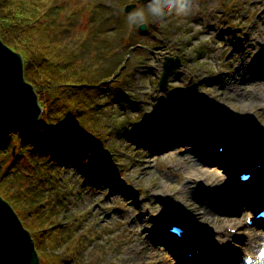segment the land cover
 I'll return each instance as SVG.
<instances>
[{"label":"rangeland","instance_id":"374dc122","mask_svg":"<svg viewBox=\"0 0 264 264\" xmlns=\"http://www.w3.org/2000/svg\"><path fill=\"white\" fill-rule=\"evenodd\" d=\"M48 1L59 6L58 29L77 49L91 77L118 71L101 101L122 100L108 108L125 133L119 138L116 129L111 130L120 141L109 160L84 145H77L67 159L65 226L76 244L75 250L71 246L77 254L73 263L178 264L179 244L166 241L160 227L173 219L195 230L205 253L202 263L219 264L211 237L223 215L219 219L205 202L217 204L220 193L211 194L213 187L201 180L214 181L208 169L215 167L226 183V171L248 168V159H259L264 152L262 141L255 138L264 137V0H149L127 14L124 5L133 0ZM141 21L147 23L145 32L136 29ZM165 55H178L181 66L161 88ZM169 108H175L176 115L189 111L186 121L175 123V117L159 128L157 121L165 119ZM253 140L257 145L241 146ZM10 150L6 165L15 159ZM190 162L200 169L193 180ZM14 164L21 172L32 171L23 158ZM258 176L264 188V170ZM65 249L56 252L65 255ZM230 257L226 264L234 261ZM61 260L66 263V256Z\"/></svg>","mask_w":264,"mask_h":264},{"label":"trees","instance_id":"16d2710c","mask_svg":"<svg viewBox=\"0 0 264 264\" xmlns=\"http://www.w3.org/2000/svg\"><path fill=\"white\" fill-rule=\"evenodd\" d=\"M59 21V6L48 0H0V39L22 56L24 78L42 108L35 124L0 138V195L18 214L44 264H74L73 235L65 226L67 159L77 145H84L108 161L120 141L111 130L124 138L116 113L108 110L111 102L101 101L115 73L94 80L58 29ZM10 148L11 156L15 148V159L6 165ZM18 157L31 172L20 171L14 164ZM80 169L87 170L84 165ZM58 248H66L65 255H59Z\"/></svg>","mask_w":264,"mask_h":264},{"label":"water","instance_id":"95a60500","mask_svg":"<svg viewBox=\"0 0 264 264\" xmlns=\"http://www.w3.org/2000/svg\"><path fill=\"white\" fill-rule=\"evenodd\" d=\"M139 28L144 30L146 25L141 24ZM179 65L178 57L165 58L161 85L167 84L168 77ZM41 112L33 86L24 79L22 56L0 39V138L32 126ZM173 115L174 110L167 111L169 118ZM38 263L32 237L10 204L0 196V264Z\"/></svg>","mask_w":264,"mask_h":264},{"label":"bare ground","instance_id":"6f19581e","mask_svg":"<svg viewBox=\"0 0 264 264\" xmlns=\"http://www.w3.org/2000/svg\"><path fill=\"white\" fill-rule=\"evenodd\" d=\"M261 90L264 92V83H263ZM189 165L192 166L191 167L192 173H193V174H191L192 177L196 176L195 170H197L200 173V169H199V167L197 168L198 165H196L195 162H190ZM203 170L201 171V173L206 172L205 169H203ZM208 171L212 172L211 174L214 175L215 180L212 182L205 181L204 183L206 185L217 186L223 181V179L221 178V175H220V171L217 172L215 167L209 168ZM230 175L233 176L232 173ZM256 185L258 186L260 184L258 183ZM251 188L253 190L256 189L252 185H251ZM238 190H239L241 197H243L244 195H247V193H248V191L244 189V183L241 184V187H238ZM260 190H261V188H260ZM253 195L258 196V197L259 196L262 197V195L258 193V189L255 190ZM226 198H229L230 201L228 202L227 205L224 206L225 208H223V209L218 208V206H214V207L212 206L211 207L210 204H208L212 213L218 215V217L221 216L219 214L223 215V219H222V217H219V219L221 218L222 221H216V223L220 224V225H218V229H219V231H218L219 237L218 238L222 239V240H230V239L234 238V235H231L230 233H228V228H235V229L241 228L243 226L242 216L245 214L248 216L250 215L249 213L252 210L251 205L253 203V201L250 199H246L245 201H243L241 198H238V196H235L233 194H228V196ZM239 204L240 205L243 204V207L242 206L238 207ZM239 212H241V217L239 215ZM219 219H217V220H219ZM216 234H217V232H216ZM259 236L260 235H259L258 231H256V232L249 231V232L245 233V236L242 239L243 242L242 243H235L234 247H236V249H238V250L243 251V249L245 248L244 245H246L247 249L245 248V250H246L245 253H251V252L254 253L255 248L258 246V243H259Z\"/></svg>","mask_w":264,"mask_h":264},{"label":"clouds","instance_id":"9594fccd","mask_svg":"<svg viewBox=\"0 0 264 264\" xmlns=\"http://www.w3.org/2000/svg\"><path fill=\"white\" fill-rule=\"evenodd\" d=\"M146 11H147V10H146ZM149 15H150V13H149ZM136 19L139 20V16H137ZM141 22H142V21H141Z\"/></svg>","mask_w":264,"mask_h":264}]
</instances>
